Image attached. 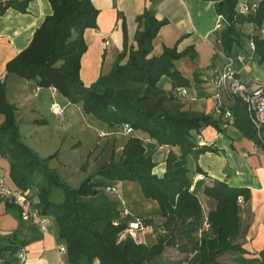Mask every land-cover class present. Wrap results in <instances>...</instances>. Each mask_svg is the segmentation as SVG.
<instances>
[{"label":"trees","instance_id":"16d2710c","mask_svg":"<svg viewBox=\"0 0 264 264\" xmlns=\"http://www.w3.org/2000/svg\"><path fill=\"white\" fill-rule=\"evenodd\" d=\"M33 0H0V17L8 9L25 13ZM214 3L216 14L221 17L218 33V50L231 58L233 49H243L253 41L255 62L264 64V0H245L253 6L245 14L239 11L244 0H208ZM51 14L35 30L29 45L5 67L6 77L15 76L29 81L43 90L56 89L60 98L96 122L102 129L121 134L123 127L132 129L126 136L118 158L113 148L109 161L97 167L78 188L71 187L60 174L48 167L53 157L39 158L32 148L25 145L18 131L15 106L6 101L5 85L0 79V158L8 162V176L20 193L34 198L35 210L40 216L52 218L58 230L56 237L65 245V264H148L161 257L166 248L177 241L190 244L183 261L178 264H264V250L247 259L241 248L243 225L239 219L241 205L250 194L243 188H230L226 182L211 180L210 184L189 178L187 160L209 152L193 140L194 133L208 126L221 132L226 122L213 120L212 116L187 112L182 108L176 90L188 89L191 84L174 64L181 59H194L192 48L177 51L176 47L164 48L155 57L151 55L153 39L167 22L157 21L153 10L147 9L135 19L134 48H128L124 20L121 21L123 48L106 75H101L86 88L80 81V58L86 51L83 35L95 30L98 12L89 0H48ZM246 26L251 27L245 33ZM217 50V51H218ZM165 78L171 88L163 90ZM233 129L243 138L257 143L251 123L238 100L228 108ZM38 124L39 123H34ZM143 133L159 147H170L177 154L168 152L164 161L165 173L159 178L154 174L151 156L145 155L143 142L135 134ZM113 182H131L139 185L142 198L156 205L155 214L140 220L147 226H162L164 236L155 242L136 245L129 237L119 240L127 228L128 217L112 226L119 214L115 195L100 198V202L85 199L97 198L110 189ZM200 193L212 202L205 213L199 202ZM241 197L238 204L237 199ZM8 213L18 216L15 207H5ZM20 218V217H19ZM155 219L159 222L155 224ZM208 231L197 238L202 221ZM26 245L17 233L0 234V264H21L17 254ZM185 251L186 244L182 245Z\"/></svg>","mask_w":264,"mask_h":264},{"label":"crops","instance_id":"0c3cea01","mask_svg":"<svg viewBox=\"0 0 264 264\" xmlns=\"http://www.w3.org/2000/svg\"><path fill=\"white\" fill-rule=\"evenodd\" d=\"M89 2L94 5L98 15L97 28L86 30L83 35L87 49L80 58L79 79L86 88L93 84L97 77L107 74L115 62L116 55L123 48L121 21L124 20L127 31L128 48H134L136 44L133 43V36L137 31L135 19L144 10L151 9L157 21L167 22L152 41L151 55L157 57L164 48L173 47H176L178 52L191 47L196 55L194 59L185 58L174 64L175 70H178L191 84L190 88L185 89L186 99L180 102L182 108L187 112L212 116L213 120L218 119L214 117L213 111L216 104L215 92L211 84L205 81L208 74L219 68L222 62L216 55L220 29L216 30L215 27L219 15L214 10L213 2L208 0H89ZM28 6L25 13L19 14L13 9H8L0 17V79L5 85V98L9 105L16 107L15 118L18 131L21 125L37 129L48 128L49 124L45 118L47 115L54 117L55 121L60 123L57 117L50 114V107L54 103L58 104L64 112L69 108L70 122L64 128H60L63 134H66L67 131H73L72 125L75 120L86 123L89 118L84 116L78 107L63 100L58 94L51 95L50 89L43 90L29 81L5 75L8 61L26 49L35 30L51 14L48 0H33ZM251 29L246 26L244 32L248 34ZM237 56L243 57L242 62L236 59ZM254 58L255 54L250 53L246 45L242 50L238 48L232 50V68L241 81L254 79V81L262 82L264 80V64L259 66ZM161 85L163 90L171 88L165 78L161 80ZM219 102L227 110L231 105V102L222 95ZM2 121L0 115V123ZM37 122L39 125L34 124ZM221 122L223 119H220ZM93 130L96 132L92 136L95 144L91 145L89 153L92 156L91 159L95 161L93 165L97 167L99 164L107 163L110 158L103 160L101 158L103 154L97 156L103 147V145L99 147L101 140L98 133L112 137L108 150L115 145L113 138L120 134L102 129L97 123ZM135 136L143 142L145 155L151 156L154 174L160 178L165 173L164 161L167 159L168 152L177 154V150L159 147L154 141L148 140L143 133L135 134ZM76 139L71 147L82 145V139ZM193 140L197 147L211 149L203 155L190 157L187 160V168L190 170L189 178L193 186L197 181L210 184L211 180L215 179V181L226 182L230 188H243L250 194L247 203L241 205V212H239V219L244 229L240 245L247 253L244 257L255 258L257 253L264 250V152L252 140L243 138L231 126L223 127L221 132L208 126L194 133ZM156 155L160 158L156 159ZM8 165V162L0 158V177L8 189L14 190L15 186L8 176ZM104 195L110 196L105 193ZM198 196L207 213L212 207V202L207 201L200 193ZM115 197L119 203L122 202L117 194ZM31 200L36 206V200L34 198ZM5 207L6 204L0 202V234L17 233L18 239L26 245L23 248L24 264H65L66 257L57 255L55 252V247L59 243L55 223L48 222L46 231L42 233L32 225L21 223L20 218L8 213ZM223 261V264H231L229 259H223Z\"/></svg>","mask_w":264,"mask_h":264},{"label":"built area","instance_id":"2783aa9c","mask_svg":"<svg viewBox=\"0 0 264 264\" xmlns=\"http://www.w3.org/2000/svg\"><path fill=\"white\" fill-rule=\"evenodd\" d=\"M241 14L249 12L253 9V6L246 5V2H241L238 6ZM218 21L216 24V30L221 28V17L218 16ZM260 36H264V32L261 29L259 32ZM246 47L250 53H254L253 41L246 43ZM218 58L221 59V64L219 68L213 70L208 74L205 81H208L212 89L215 92L216 104L213 109L214 117L223 119L226 122V126H232V116L230 110L223 108L220 104L221 95L227 98V101L232 102L238 100L241 106L245 110V116L248 123H251L252 129L254 131L255 137H257V143L261 150L264 152V80L262 82L254 81V79H248V81H241L240 78L235 73L234 68H232V60L221 51L216 52ZM242 58L237 56L240 62ZM51 95L57 94L56 89L52 88ZM177 98L186 99L187 93L184 88H179L176 90ZM50 114L59 119V121H64V111L59 108L58 104H52L50 107ZM132 129L127 126L123 127L121 135L128 136L132 135ZM99 137H105L104 134L98 133ZM106 194L115 195V187L110 189H105ZM0 202L7 204L8 206H13L18 211V217H20L21 223L26 225H32L40 232H45L48 225V217L40 216L38 212L34 209L35 204L28 197L26 193H20L19 190L8 189L2 177H0ZM241 202V197L237 199V203ZM119 216L113 220L112 226H117L119 223L124 222L128 217L132 218L127 222L126 229L121 234H119V240L125 238H130L136 245H142L149 242H155L157 236H164L165 231L162 226H147L140 222V220L133 218V214L130 213L125 207L120 203V208L117 211ZM202 226L199 228L197 233V238L208 231V223L202 221ZM55 252L57 255L65 257V245L64 243H58L55 247ZM25 254L20 251L17 254V258L20 260L19 263L24 264Z\"/></svg>","mask_w":264,"mask_h":264},{"label":"rangeland","instance_id":"374dc122","mask_svg":"<svg viewBox=\"0 0 264 264\" xmlns=\"http://www.w3.org/2000/svg\"><path fill=\"white\" fill-rule=\"evenodd\" d=\"M69 110V108L65 110V120L61 121L60 123L56 122L54 117L51 118L47 115L45 118H47V122L49 124L48 128L39 127V129H37L34 127L30 128L28 126L21 125L19 126V133L21 134L22 142L28 147L32 148V151L39 158L53 157L50 163H48V167L59 173L61 180L71 187L78 188L79 184L82 183L88 175H93L97 170V167L100 165L99 164L97 167L93 165V162L95 161L91 159L92 156L89 153V148L91 145L95 144L92 136L96 134V132L93 130L96 122L94 123L87 118L86 123L89 122V124H86L82 121L77 122L75 120L74 124L72 125L73 131H67L66 134H63L60 128H64L67 123L70 122ZM76 130L79 131L77 132ZM81 130L83 131L81 132ZM76 138L82 139V145L79 147L75 145L71 147V145L76 142ZM99 138V140H101L99 147L102 145L103 147L97 156L103 154L101 158H103V160H108L111 149L108 150L107 147H110L109 142L112 137H106L105 135V137ZM125 139L126 136L121 134L120 136H115L113 138L115 145L111 148H113L117 158L120 155L121 148L124 146ZM159 158V155H156V159ZM111 186L115 187V194H117L119 199L122 200L120 203L125 207L126 210L133 214V218L141 220L155 214V211L157 210L156 205L151 202H147V200L142 198L138 184L131 182H113ZM102 196L107 197L102 194L97 198H87L85 200L88 202L91 201L93 203H98V201L100 202L99 199L103 198ZM199 202H201V200ZM120 203L117 202V210L120 208ZM200 204L205 215L206 210L204 209L202 202ZM48 221L52 224L54 223L52 218H49ZM158 222L159 221L155 219L154 223L157 224ZM184 243L186 244L185 251L182 247ZM189 248H191L190 244L179 240L173 247L166 248L163 252L164 254L161 257L148 264H178L183 261L184 257L187 255L186 251Z\"/></svg>","mask_w":264,"mask_h":264}]
</instances>
